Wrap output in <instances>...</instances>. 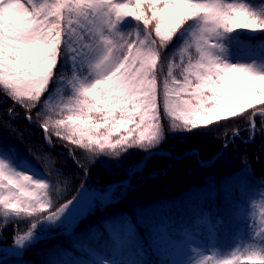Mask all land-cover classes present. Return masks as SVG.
<instances>
[{
    "label": "trees",
    "instance_id": "trees-1",
    "mask_svg": "<svg viewBox=\"0 0 264 264\" xmlns=\"http://www.w3.org/2000/svg\"><path fill=\"white\" fill-rule=\"evenodd\" d=\"M218 1L232 20L249 18L256 25L252 32L232 29L228 36L233 47L243 52L264 41V0H248L246 8ZM127 10L131 19L120 46V64L136 43L141 24L156 41L152 47L158 65L150 69L151 80L168 81L173 73L179 78L185 63L193 60L179 57L181 33L209 15L208 4L128 0ZM60 19L61 42L49 92L65 82L90 102L72 110L49 105L48 94L39 101L18 100L0 84V151L16 161L28 159L43 170L50 181L51 202L44 213L0 220V264H91L95 255L103 260L123 255L135 264H163L160 255L141 253L152 229L169 220L176 228L172 234L182 237L183 230L193 228L205 211L219 227L220 242L231 243L242 227L236 214L239 203L256 188L264 189V104L208 126L163 118L164 139L154 148H143L138 136L151 126L144 119L151 106L134 95L127 100L120 96L115 109L97 107L99 102L73 83L90 73L72 63V51L79 43L70 37L69 26L77 19L76 10L66 5ZM170 19L172 33L168 38L158 36L156 31ZM189 53L197 56L193 49ZM12 56L0 42V57ZM108 140L110 148L99 146ZM149 150L155 154L147 158ZM116 183L120 184L109 197L96 195ZM93 196L94 206L85 210ZM68 219H72L69 224ZM129 222L134 228L128 233ZM5 248L11 251L3 252ZM213 264H264V239L253 245L247 237L228 260Z\"/></svg>",
    "mask_w": 264,
    "mask_h": 264
},
{
    "label": "rangeland",
    "instance_id": "rangeland-1",
    "mask_svg": "<svg viewBox=\"0 0 264 264\" xmlns=\"http://www.w3.org/2000/svg\"><path fill=\"white\" fill-rule=\"evenodd\" d=\"M127 1L0 0V42L7 53L13 55L12 59L0 57V84L18 100L39 101L48 94L46 103L49 105L72 110L86 107L90 101L65 82H60L52 93L48 89L58 61L60 15L63 8L70 5L76 10L77 20L71 22L69 35L79 43L72 51V63L90 70L84 81L74 78L73 83L83 87L87 95L99 102L97 107L105 110L115 109L120 96L127 100L137 95L150 105L152 112L144 119L151 126L138 136L141 147L154 148L162 142L163 118L208 126L264 104V41L242 52L232 46L234 42L228 36L232 29L254 31L256 25L249 18L232 20V16L218 6L219 1L213 0L210 4L209 0H197L208 4L209 15L181 33L183 41L179 52L180 58L193 57V60L185 63L179 78L173 73L170 80L156 83L149 75L150 69L158 65L152 47L156 41L141 24L136 43L120 64V46L131 19ZM247 2L229 0L235 8L239 5L246 8ZM172 25L173 19H170L156 34L168 38ZM36 39L40 41L36 43ZM192 49L196 57L189 53ZM110 144L108 140L100 142L99 146L110 148ZM153 152L149 150L146 156ZM247 183L241 185L245 187ZM49 188L48 176L33 162L16 161L0 151V220L46 212L51 207ZM254 192L238 205L236 214L242 220V227L231 243L227 239L220 242L218 227L206 212L196 220L194 228L183 230L181 238L172 234L176 230L172 221L153 228L148 245L141 247L142 255L156 253L164 264H213L228 260L247 237L253 245L258 244L264 238V190L256 188ZM72 212L73 209L62 218ZM133 228L129 222L126 231L132 232ZM101 261L135 264L123 255H111L105 260L95 255L91 264Z\"/></svg>",
    "mask_w": 264,
    "mask_h": 264
},
{
    "label": "water",
    "instance_id": "water-1",
    "mask_svg": "<svg viewBox=\"0 0 264 264\" xmlns=\"http://www.w3.org/2000/svg\"><path fill=\"white\" fill-rule=\"evenodd\" d=\"M153 153H151V154H149L148 156H151ZM113 190H114V188H113Z\"/></svg>",
    "mask_w": 264,
    "mask_h": 264
}]
</instances>
